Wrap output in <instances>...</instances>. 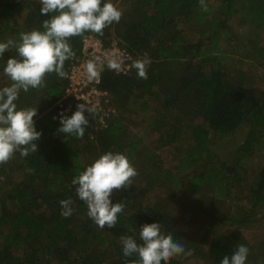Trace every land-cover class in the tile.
<instances>
[{"label": "trees", "instance_id": "16d2710c", "mask_svg": "<svg viewBox=\"0 0 264 264\" xmlns=\"http://www.w3.org/2000/svg\"><path fill=\"white\" fill-rule=\"evenodd\" d=\"M239 2L207 0L209 10L203 12L199 0H122L124 9L115 31L121 44L129 51L142 55L147 53L151 59L147 68L148 78H138L136 71L117 74L103 68L100 86L111 93L122 111L100 130H95L94 121L89 120L83 138L66 137L67 134L58 132L61 113L67 116L74 113V110L64 111L69 101L59 108L58 101L64 96L67 85L65 78L51 73L46 76L43 88L20 91L15 101L17 108H37L33 119L36 130L42 134L36 142L37 152L27 157L18 154L14 160L0 167V229L6 225L8 231L3 241L0 233V264H99L95 252L98 247L109 244L120 257L117 264H134L138 257L124 256L120 242L122 236H132L141 242L140 227L154 222L160 224L163 234H171V221L162 210L149 207L142 212L124 206V211L118 214L116 226L106 227L107 232L102 235L88 217L87 205L78 199L71 183L102 154L120 152L128 157L132 150L140 148V143L128 142L124 137V120L132 106L146 111L157 105L161 114L156 116L153 113L149 118L161 123L160 128L165 130L169 144L181 137L180 132L186 125L184 120L191 122L189 127L195 145L187 148L190 155L203 150L216 137L231 134L246 120L251 122V130L260 132L254 141L264 148V101L260 103L256 98V103L251 102V96L244 91L241 75L229 74L220 65L221 56L218 54L228 39L225 31L228 19L235 12L242 11L245 21L264 30V0H243L241 5ZM0 7L7 18L0 25V42L8 41V33L16 34L15 42L18 43L21 33L33 29L44 31L43 21L52 15L40 13V0H0ZM214 7L215 11L211 12ZM180 17L190 19L191 30L200 32L203 40L191 43L184 38L182 31L179 32L172 22ZM19 18L22 24H19ZM112 25L106 27L102 34H95L106 42L105 35ZM87 33L90 32L69 39L75 57L81 55L83 36ZM257 54L263 65L264 46L257 48ZM10 57L22 59L14 48L0 58V88L7 86L3 69ZM71 60L65 61V72ZM45 111L47 114L41 116ZM92 134L94 142L88 141ZM19 161L22 168L19 165L12 169L10 164ZM184 165L188 168L192 164L185 162ZM20 168L23 174L20 182L2 184L4 172L12 175ZM224 170L207 169L195 175L187 188L197 192L201 185L208 184L225 188L230 196L234 176L225 174ZM161 177L157 175L154 182H159ZM255 183L246 194L252 207L240 218L245 222L249 215H253V209L264 201V165ZM149 186H153L152 181ZM68 198L73 201V214L65 218L61 215L59 201ZM74 217H77V224H73ZM179 233L171 234L177 242ZM243 240L239 230L228 229L219 234L209 246L207 255L211 263L220 264L224 256L231 257L238 245H246ZM22 242H26L29 249L24 256H15L13 248ZM169 264L181 263L179 259H172ZM259 264H264V259Z\"/></svg>", "mask_w": 264, "mask_h": 264}, {"label": "rangeland", "instance_id": "374dc122", "mask_svg": "<svg viewBox=\"0 0 264 264\" xmlns=\"http://www.w3.org/2000/svg\"><path fill=\"white\" fill-rule=\"evenodd\" d=\"M112 2L123 11L122 0H112ZM242 2L243 0H240L239 4L241 5ZM215 9L212 8L211 12ZM6 21L7 18L0 7V25ZM172 22L177 25L179 32L182 31V36L191 43L203 40L204 37L200 32L191 30L190 19L180 17L173 19ZM19 24H22V20ZM116 25L114 22L105 35V40L107 44L118 42L125 47L117 36ZM225 31L228 39L221 53H218L221 56L220 65L231 75H241L244 91L251 96V102L256 103V98H259L261 103L264 101V63L262 65L263 60L258 57L257 48L264 46V30L259 29L254 23L245 21L243 12L237 11L228 19ZM6 38L15 41L16 34L8 33ZM129 52L136 60L144 58L140 53ZM134 71L135 68L130 73ZM4 83L7 86L11 85L8 77H5ZM77 106L74 103L70 106L68 103L67 109L63 110L65 113L72 110L75 112ZM132 108L125 117L123 129L126 133L124 137L128 142L140 143V148L132 150V154L128 156L138 175L134 177L131 187L113 191L112 202H120L129 210L146 212L149 207H155L165 212L168 220L171 221L169 230L171 234L180 232L177 240L183 245L184 242L186 243V250H194L191 256L179 259L181 264H212L207 255L209 246L214 238L228 229L239 230L244 243L250 249L246 264H259L264 259V201L256 208H252L253 215H249L248 221H242L240 218L252 207V202L247 200L246 194L256 184L258 174L264 165V148L254 141V137L259 136L260 132L256 129L251 130V122L246 120L231 134L216 137L203 150H197L194 155H190L187 148L195 145L189 127L191 122L184 120L186 125L180 132L181 137L175 143L169 144L166 141L165 130L160 128L161 123L157 124L149 118L150 114L156 113V116L161 114L157 111V105H153L152 109L149 107L146 111L137 110L133 106ZM121 111L115 104L114 97L108 92L104 107L97 110L94 117L87 112L85 115L89 120L94 121L95 130H100ZM44 114H47V111L41 116ZM90 137L88 141L94 142L93 134ZM18 154L16 153L11 160H14ZM185 162H190L192 165L184 168ZM19 165L22 168L20 161L10 164L12 169L18 168ZM212 168H225V174L234 176L235 179L231 181L233 185L230 196L225 188L220 189L208 184L201 185L197 192H191L187 188L188 182L195 175ZM161 174L166 176L161 177ZM157 175L161 178L156 183L154 178ZM22 178V169H17L12 175H8L6 171L1 177V182L6 186L20 182ZM150 181L153 186H149ZM73 224H77V217L73 218ZM93 224L102 235L107 232L106 227L100 229L95 223ZM0 230L3 241L8 232L6 225ZM110 236L114 237L112 234ZM15 247L13 254L19 257L24 256L29 249L26 242ZM95 254L99 258V264H117L120 260L111 244L98 247ZM40 257L42 258L43 255Z\"/></svg>", "mask_w": 264, "mask_h": 264}, {"label": "clouds", "instance_id": "9594fccd", "mask_svg": "<svg viewBox=\"0 0 264 264\" xmlns=\"http://www.w3.org/2000/svg\"><path fill=\"white\" fill-rule=\"evenodd\" d=\"M40 13L49 19L43 21L44 31L33 29L20 34V42L8 40L0 42V58L10 48L18 53L6 61L3 72L12 82L10 86L0 88V165L8 163L16 153L27 157L38 151L36 143L41 132L36 130L34 116L37 108H17L15 101L21 90L40 89L45 86L48 74L56 73L65 78V61L75 57L69 39L81 36L85 32L102 34L103 30L114 22L119 23L122 11L112 0H40ZM201 11L207 12V0H199ZM151 59L147 53L143 59L133 61L138 78L147 79V68ZM107 67L119 74L124 71L123 60L115 57L107 60ZM102 65L98 67V58L89 60L85 65L88 81L98 80ZM95 116V105L80 103L77 110L67 116L61 113L58 132L83 138L89 125V118ZM138 175L136 168L124 153L106 152L98 157L86 169L76 175L71 183L80 201L87 205V215L100 228H113L117 224L118 214L124 211L120 202L113 204L111 195L114 190L131 187ZM61 215L65 218L73 214L71 198L59 201ZM138 242L132 236H122L121 244L125 257L136 256L134 264H169L172 259L191 256L192 249L174 240L171 234H163L159 223H145L140 227ZM249 248L238 245L231 257L224 256L220 264H246Z\"/></svg>", "mask_w": 264, "mask_h": 264}, {"label": "built area", "instance_id": "2783aa9c", "mask_svg": "<svg viewBox=\"0 0 264 264\" xmlns=\"http://www.w3.org/2000/svg\"><path fill=\"white\" fill-rule=\"evenodd\" d=\"M132 56L129 50L118 42L107 44L95 33L90 32L85 34L83 36L81 55L72 58L66 71L67 76L65 80L67 81V85L64 96L58 101L59 105L62 107L65 102L69 101L70 106L73 103L77 105L85 103L89 106L95 105L97 110L102 109L106 103L108 92L100 86L101 73L98 80L88 81L85 74L86 63L89 60L98 58V67L102 65V68L108 69L107 60L115 57L123 60L124 71L120 73L128 74L133 69V61L136 60ZM70 109L68 108V110Z\"/></svg>", "mask_w": 264, "mask_h": 264}]
</instances>
